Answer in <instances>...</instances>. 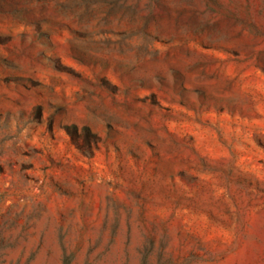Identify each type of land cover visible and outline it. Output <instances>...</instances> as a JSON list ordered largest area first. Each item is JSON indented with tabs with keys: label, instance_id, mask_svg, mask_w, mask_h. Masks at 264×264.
Wrapping results in <instances>:
<instances>
[{
	"label": "rangeland",
	"instance_id": "1",
	"mask_svg": "<svg viewBox=\"0 0 264 264\" xmlns=\"http://www.w3.org/2000/svg\"><path fill=\"white\" fill-rule=\"evenodd\" d=\"M0 264H264V0H0Z\"/></svg>",
	"mask_w": 264,
	"mask_h": 264
}]
</instances>
